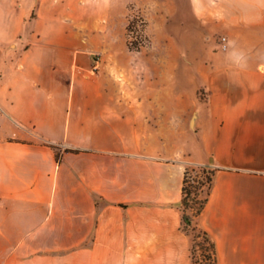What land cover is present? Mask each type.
I'll return each mask as SVG.
<instances>
[{"label":"crops","instance_id":"crops-1","mask_svg":"<svg viewBox=\"0 0 264 264\" xmlns=\"http://www.w3.org/2000/svg\"><path fill=\"white\" fill-rule=\"evenodd\" d=\"M139 1L0 0V264H190L189 165L216 264H264V0H188L226 48L185 77L128 48Z\"/></svg>","mask_w":264,"mask_h":264},{"label":"rangeland","instance_id":"rangeland-1","mask_svg":"<svg viewBox=\"0 0 264 264\" xmlns=\"http://www.w3.org/2000/svg\"><path fill=\"white\" fill-rule=\"evenodd\" d=\"M187 1L140 0L131 4L127 16V44L131 50L151 52L150 57H140V60H151V64L169 60L170 64L182 65L184 77L194 75V70H198V75L202 76V70L209 63L213 52H221L226 48L225 35L221 24H207L206 20L194 17ZM133 20L138 22L129 31L128 27ZM203 90L202 87L200 92ZM193 123L194 118L191 119V126ZM188 167L192 169L190 183L199 186L198 180L204 178L202 170L198 165ZM192 189L198 193L192 195V198L202 196L199 189ZM195 208V202L190 201L185 209L186 214L192 216ZM180 230L190 241V264H209L210 248L200 233L201 229H194L182 221Z\"/></svg>","mask_w":264,"mask_h":264},{"label":"trees","instance_id":"trees-1","mask_svg":"<svg viewBox=\"0 0 264 264\" xmlns=\"http://www.w3.org/2000/svg\"><path fill=\"white\" fill-rule=\"evenodd\" d=\"M137 22L138 21L136 20L131 21L128 30L130 31V29H132L131 27H133ZM129 48L131 49V46H129ZM198 166L202 170V173L204 174V178L198 180L199 186H192V184L190 183V171L192 169L187 167L184 175L183 188H182L183 198L181 201V208H183L182 221H184L189 226H193L194 229L198 228V226L194 222V219L202 213L208 201V197L212 188L213 175L215 172V170L209 165H198ZM193 187L196 190L197 189L200 190V193H202L201 197L198 198L195 197L196 194L198 193L193 191L192 189ZM192 195L195 196L192 198ZM190 201L195 202L196 204L195 212L192 214V216L187 215L185 212V209L189 206ZM200 233L203 234L204 239L210 248V253L208 256V259L210 261L209 264H216L217 259H216L215 243L212 237L208 234V232H206L203 229L200 230ZM192 264H197V262H192Z\"/></svg>","mask_w":264,"mask_h":264},{"label":"built area","instance_id":"built-area-1","mask_svg":"<svg viewBox=\"0 0 264 264\" xmlns=\"http://www.w3.org/2000/svg\"><path fill=\"white\" fill-rule=\"evenodd\" d=\"M129 43L131 44L132 42L130 41Z\"/></svg>","mask_w":264,"mask_h":264}]
</instances>
